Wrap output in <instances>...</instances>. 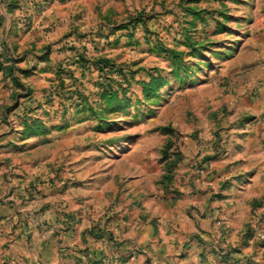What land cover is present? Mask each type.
I'll return each mask as SVG.
<instances>
[{
  "label": "rangeland",
  "instance_id": "1",
  "mask_svg": "<svg viewBox=\"0 0 264 264\" xmlns=\"http://www.w3.org/2000/svg\"><path fill=\"white\" fill-rule=\"evenodd\" d=\"M0 62V203L24 239L2 264H44L45 232L78 220L65 264H133L90 238L129 185L172 192L183 154L205 180L237 157L219 171L242 195L234 264H264V0H0Z\"/></svg>",
  "mask_w": 264,
  "mask_h": 264
},
{
  "label": "crops",
  "instance_id": "2",
  "mask_svg": "<svg viewBox=\"0 0 264 264\" xmlns=\"http://www.w3.org/2000/svg\"><path fill=\"white\" fill-rule=\"evenodd\" d=\"M236 158L228 160L225 157H208L209 161L212 160V166H219L221 172H226L227 162L235 161ZM194 162L195 157L183 154L178 174L174 176L178 180L175 181L172 192L166 193V189L162 187L153 197H148L143 194V189H134L129 185L119 201H116L115 194L110 214L116 212V216L108 223L107 234L90 238L92 242L89 241L88 244L95 247L92 249L97 252L104 246L112 249V244H117L116 240H119L122 242L119 247L121 254L128 253L132 247L136 248L133 264H143L148 256L153 257L154 264L157 261H160L159 264H234V259L237 258V252L233 249L238 233L236 227L238 215L242 213L241 189L220 187L222 177L219 171L216 179L214 174L206 177V180L196 179L192 168ZM208 171H212L211 167ZM4 179L2 173L0 196L6 189L7 183ZM8 184L11 186L9 192L12 191L10 196L14 201L16 197L19 198V188L15 187L18 183L14 180ZM8 204L12 205L8 202L0 203V258L12 255L7 252L8 249L15 248L17 243L24 241L20 233L18 235L10 229L13 224L9 219L14 214V208L9 213H3ZM94 219L98 221L99 227L105 228L99 222L100 220L104 223V220L96 213ZM89 222L78 220L71 229L64 230L60 235L53 228L44 235L40 234L39 237L43 235L46 239L42 247L46 262L59 264L62 260V264H65L64 261L69 259L70 254L82 255V249L86 246L85 230L90 227ZM220 223L230 228L224 233ZM18 227L19 230L23 228L21 224ZM4 242H9V248L3 247ZM3 261L0 259V264Z\"/></svg>",
  "mask_w": 264,
  "mask_h": 264
},
{
  "label": "trees",
  "instance_id": "3",
  "mask_svg": "<svg viewBox=\"0 0 264 264\" xmlns=\"http://www.w3.org/2000/svg\"><path fill=\"white\" fill-rule=\"evenodd\" d=\"M3 70V63L0 62V71ZM159 85H162L161 83L159 82H156L155 84H153V80L151 81V83L147 82L146 83V89L149 90V93L152 95V94H155L157 88L155 86H159Z\"/></svg>",
  "mask_w": 264,
  "mask_h": 264
},
{
  "label": "built area",
  "instance_id": "4",
  "mask_svg": "<svg viewBox=\"0 0 264 264\" xmlns=\"http://www.w3.org/2000/svg\"><path fill=\"white\" fill-rule=\"evenodd\" d=\"M203 171H204V170L202 169L200 172H202V173H203Z\"/></svg>",
  "mask_w": 264,
  "mask_h": 264
}]
</instances>
